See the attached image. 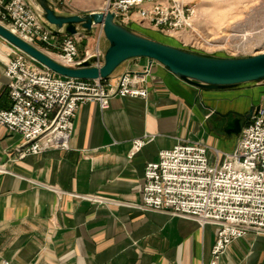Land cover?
Instances as JSON below:
<instances>
[{"label":"crops","instance_id":"0c3cea01","mask_svg":"<svg viewBox=\"0 0 264 264\" xmlns=\"http://www.w3.org/2000/svg\"><path fill=\"white\" fill-rule=\"evenodd\" d=\"M131 29L141 30L135 23ZM84 35L78 61L96 49L105 54L109 45L103 32L94 28ZM62 39L57 36L58 47L42 51L58 61ZM170 41L180 46L175 38ZM10 51L0 38L2 111L12 106L5 76ZM150 67L147 83L138 87L147 89L146 98L115 97L106 111L94 103L80 107L69 150L21 159L22 138L0 126V264L212 263L217 226L139 208L146 167L162 151L185 142L208 146L213 161L215 150L232 153L240 135L228 125L244 117L243 129L253 107H264V85L199 90L148 59L126 62L109 81L115 85L125 73ZM136 140L146 144L131 158ZM220 264H264V235L235 241Z\"/></svg>","mask_w":264,"mask_h":264},{"label":"built area","instance_id":"2783aa9c","mask_svg":"<svg viewBox=\"0 0 264 264\" xmlns=\"http://www.w3.org/2000/svg\"><path fill=\"white\" fill-rule=\"evenodd\" d=\"M49 1L57 6L66 0ZM102 12L113 14L127 27L138 23L141 28L175 38L191 52L201 54L199 50L206 49L205 43L212 44L195 28V7L180 0H105ZM0 25L41 51L58 47L48 23L25 0H0ZM85 37L63 36L57 62L78 68L95 58L98 62L94 66L100 67L104 54L99 49L92 54L86 52L82 61L77 60L78 45ZM9 56L5 76L12 106L7 111L0 110V126L22 138L18 149L21 159L50 150H69L74 120L82 105L94 103L106 111L115 97L148 95L147 89L138 87L147 83L152 67L145 73H125L112 85L109 79L59 77L35 66V61L12 45ZM145 144V140H136L130 157ZM214 156L213 161L209 147L199 142L179 143L162 151L158 161L146 167L139 208L195 219L202 226H217L211 264H220L235 241L250 234L264 235V107L255 109L232 153L215 150ZM90 199L101 204L116 203L104 198ZM1 264L11 263L4 260Z\"/></svg>","mask_w":264,"mask_h":264},{"label":"water","instance_id":"95a60500","mask_svg":"<svg viewBox=\"0 0 264 264\" xmlns=\"http://www.w3.org/2000/svg\"><path fill=\"white\" fill-rule=\"evenodd\" d=\"M25 2L48 23V28L56 36L90 34L95 27H102L103 36L109 45L101 61L102 65L94 66L98 62L94 58L78 68H67L0 25V38L59 77L86 81L107 80L126 62L148 59L199 90L229 91L264 85V53L246 58L207 56L177 48L133 30L111 13L63 15L49 0ZM260 107H253L247 119ZM243 120L244 117H239L228 125L237 136L241 134Z\"/></svg>","mask_w":264,"mask_h":264},{"label":"rangeland","instance_id":"374dc122","mask_svg":"<svg viewBox=\"0 0 264 264\" xmlns=\"http://www.w3.org/2000/svg\"><path fill=\"white\" fill-rule=\"evenodd\" d=\"M180 1H183L185 5L195 7L197 10L195 28L204 39L212 42L213 46H207L206 49H201V45L197 44V47L201 49L199 51L203 52L201 54L214 57L246 58L264 52V44H262L264 42V0ZM104 2L105 0H66L64 3H58L55 8L63 15H86L92 12H102ZM135 24L138 25V23ZM237 27L239 31L249 34L245 40L231 36L234 35L232 31ZM129 28H132V25ZM95 29L98 34L103 31L101 26ZM140 29L141 33H148L154 39L166 42V44H174L170 41L172 39L170 37L159 33L160 36L149 34L148 31L153 30L147 28L140 27ZM54 38L57 36L54 35ZM83 41L79 43V46H85Z\"/></svg>","mask_w":264,"mask_h":264},{"label":"bare ground","instance_id":"6f19581e","mask_svg":"<svg viewBox=\"0 0 264 264\" xmlns=\"http://www.w3.org/2000/svg\"><path fill=\"white\" fill-rule=\"evenodd\" d=\"M227 22H229V21H227ZM229 27V26H228ZM230 29V28H229ZM235 30L234 31H232L233 33H234V35H231L232 37H240V38H242V39H246V37L249 35V34H246V33H244V32H241V31H239V28L237 27V28H234ZM241 30V29H240ZM207 46H213V45H211V44H207V43H205ZM262 44H264V42L262 43ZM222 47V46H221ZM220 48V47H219ZM263 49H264V47H263ZM262 53H264V52H260L259 54H262ZM258 55V54H257Z\"/></svg>","mask_w":264,"mask_h":264},{"label":"trees","instance_id":"16d2710c","mask_svg":"<svg viewBox=\"0 0 264 264\" xmlns=\"http://www.w3.org/2000/svg\"><path fill=\"white\" fill-rule=\"evenodd\" d=\"M164 43H166V42H164ZM168 44V43H167ZM176 47V46H175ZM177 48H181V49H183L181 46H178Z\"/></svg>","mask_w":264,"mask_h":264}]
</instances>
